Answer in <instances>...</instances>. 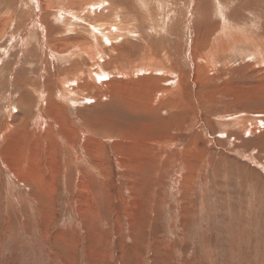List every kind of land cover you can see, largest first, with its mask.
<instances>
[{
  "label": "rangeland",
  "instance_id": "obj_1",
  "mask_svg": "<svg viewBox=\"0 0 264 264\" xmlns=\"http://www.w3.org/2000/svg\"><path fill=\"white\" fill-rule=\"evenodd\" d=\"M92 2L0 0V264H264V0Z\"/></svg>",
  "mask_w": 264,
  "mask_h": 264
},
{
  "label": "bare ground",
  "instance_id": "obj_2",
  "mask_svg": "<svg viewBox=\"0 0 264 264\" xmlns=\"http://www.w3.org/2000/svg\"><path fill=\"white\" fill-rule=\"evenodd\" d=\"M36 3V2H35ZM103 3V4H102ZM93 4V5H92ZM102 5L104 6V2L103 0H94V2L90 3L89 5H87V7L89 8H86V12H95V11H99L101 8H102ZM84 9V8H83ZM82 9V10H83ZM81 10V11H82ZM74 12V11H73ZM66 13V12H65ZM75 13V12H74ZM85 13V12H84ZM85 15V14H84ZM68 16V15H66ZM73 16V15H71ZM70 16V17H71ZM74 17V16H73ZM78 18V15L77 17H75V19ZM62 19V18H61ZM74 20V19H73ZM168 21V20H167ZM231 21V20H230ZM117 23V22H116ZM114 24L112 23V21H108V22H95L91 25V27L89 28V30H91V35H93V42H90L89 44L90 45H87L83 50H85L86 53H88V56L91 58V60H93L95 63L98 64V61L99 60V56H101V52H102V49L101 47L99 46V42H98V38L100 39V41H109L110 42V37H112V35H114V33L117 31H119V29L121 28V24ZM119 23V22H118ZM227 24H229V22H225ZM40 25V24H39ZM230 25V24H229ZM223 26V25H222ZM71 28V27H70ZM223 29V27H221ZM220 28V29H221ZM237 28V27H236ZM224 29L227 31V33H225L223 30L221 31V36L218 35L217 37V42H213V43H220L218 44L217 46L218 47H224L226 48L225 50L227 49H230V46H232V43H235L237 44V41H240L242 42L243 39H246V40H250V41H253V38L247 36L245 34V32H243L242 30L243 29H239L238 32L239 34L236 32L235 28L233 26H227L224 24ZM234 29V30H233ZM125 30V29H124ZM113 31V32H112ZM220 33V32H219ZM118 35V34H117ZM120 35V34H119ZM239 38V40H238ZM248 40V41H249ZM213 41V40H212ZM255 41V40H254ZM258 41V40H257ZM260 41V40H259ZM256 42V41H255ZM108 43V42H107ZM258 43V42H257ZM256 43V45H257ZM255 45V46H256ZM216 46V47H217ZM237 46V45H236ZM260 47V42H259V45ZM81 47V46H80ZM100 47V48H99ZM261 48V47H260ZM217 49V48H216ZM209 56H211V51L209 50V52H207ZM260 52L256 51L255 54H259ZM262 55V54H261ZM208 56V58H209ZM264 56V55H263ZM68 57V56H66ZM213 56H211L210 58H212ZM79 58V57H78ZM200 59L202 60H205L206 61V56H200ZM261 59V58H260ZM214 60V59H213ZM213 60L212 63H213ZM262 60V59H261ZM208 61V60H207ZM203 62V61H202ZM158 63L161 64L160 62H158L157 59H154L152 57H147L143 63H140V66H139V70H143V71H156L157 68H158ZM206 63V62H205ZM209 64H211L210 60L208 62ZM263 64H264V61H263ZM161 65H164V64H161ZM212 65V64H211ZM98 67V66H97ZM159 69V68H158ZM138 70V71H139ZM170 70V69H169ZM141 71V72H143ZM101 73V72H100ZM99 72L96 73L98 74L100 77L101 76H104L103 74L101 75ZM99 76H94V77H97L99 78ZM67 85V84H66ZM257 127V126H256Z\"/></svg>",
  "mask_w": 264,
  "mask_h": 264
},
{
  "label": "crops",
  "instance_id": "obj_3",
  "mask_svg": "<svg viewBox=\"0 0 264 264\" xmlns=\"http://www.w3.org/2000/svg\"><path fill=\"white\" fill-rule=\"evenodd\" d=\"M242 28L246 31V29H245L244 27H242ZM242 28L239 27V29H242ZM100 57H101V56H100ZM29 171H31V169H29ZM39 175H40V173H39ZM40 176H43V174L40 175ZM45 178H47V176L43 177V179H45Z\"/></svg>",
  "mask_w": 264,
  "mask_h": 264
}]
</instances>
